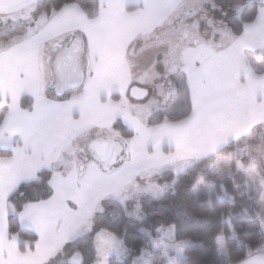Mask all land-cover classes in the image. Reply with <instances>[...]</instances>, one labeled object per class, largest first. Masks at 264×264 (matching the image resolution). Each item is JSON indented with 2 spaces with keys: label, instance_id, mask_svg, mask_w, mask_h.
Instances as JSON below:
<instances>
[{
  "label": "snow or ice",
  "instance_id": "1",
  "mask_svg": "<svg viewBox=\"0 0 264 264\" xmlns=\"http://www.w3.org/2000/svg\"><path fill=\"white\" fill-rule=\"evenodd\" d=\"M217 213L264 264V0H0V264H183Z\"/></svg>",
  "mask_w": 264,
  "mask_h": 264
},
{
  "label": "trees",
  "instance_id": "2",
  "mask_svg": "<svg viewBox=\"0 0 264 264\" xmlns=\"http://www.w3.org/2000/svg\"><path fill=\"white\" fill-rule=\"evenodd\" d=\"M220 1H226V0H220ZM184 186H185L184 184H179L177 186V194H179L180 189ZM228 187L231 188L230 182H228ZM36 190L38 191V188ZM32 195H33V188H28L25 190V197H21L19 198V200L22 201L24 199L30 198ZM174 199L175 197L170 195V199H169L168 206H167L168 208L170 206V201ZM217 207L219 208V205H217ZM195 217L196 216H194V219L191 223L192 226L183 233L186 235H191L194 240L193 246L188 249V259L185 260L183 264H219L218 259L215 257L214 245L212 242V237H213L212 229L220 226L218 213L217 215L213 217L212 222L210 224H205L204 218L198 217L199 218L198 221H200V223L198 222V225L202 223L204 224V226L199 229L193 228L197 225V221ZM144 223L147 224V219L144 221ZM124 224L129 225L130 231H131V226L134 225V224H131L130 222L124 221V222L118 223L117 230H121ZM18 226H19L18 220L10 216L9 217L10 231H16ZM240 231H241V235L243 236L247 230L241 229ZM21 235H23L25 239L29 237H31L32 239H36L35 234L29 230L22 232ZM135 235L137 237L136 244L137 245L141 244L144 238L138 232L135 233ZM201 240H203V244L200 243ZM231 243L233 247L236 246L235 241Z\"/></svg>",
  "mask_w": 264,
  "mask_h": 264
},
{
  "label": "rangeland",
  "instance_id": "3",
  "mask_svg": "<svg viewBox=\"0 0 264 264\" xmlns=\"http://www.w3.org/2000/svg\"><path fill=\"white\" fill-rule=\"evenodd\" d=\"M225 2L226 1L217 0V3L221 4V6H225ZM216 15H217V18H219V14L217 13ZM170 178L171 177H169V179ZM179 184H184L185 186H187V187L190 188L191 187V184H192V180H190L187 176H181L180 179H179L178 185ZM168 195H169V199H170L171 193H169ZM169 199L168 200H165V201H153L151 204H148L147 202L144 203V207H145V211L146 212H148V213H155L156 214L154 216H149L147 218V224L154 225L157 220L163 218L162 216H160V213L164 212L165 214H167V209H168L167 206H168ZM109 211L110 212H115V213L121 215V217H122L121 222L126 221V222H130L131 224H135L136 223V221H134V220H132L130 218L123 217L122 209H121V207H120L119 204H115V205L110 206L109 207ZM193 219H194V217L191 220L187 221L186 226H184V227L181 228L182 234L188 228H190L192 226L191 223H192ZM195 219L197 221V225L195 227H193V228L194 229L202 228L204 226V224L202 223V224H199L198 225V222L200 223V221H198L199 218L196 216ZM121 222H119V223H121ZM117 225H118V223L115 224V225H113V226L117 228Z\"/></svg>",
  "mask_w": 264,
  "mask_h": 264
},
{
  "label": "crops",
  "instance_id": "4",
  "mask_svg": "<svg viewBox=\"0 0 264 264\" xmlns=\"http://www.w3.org/2000/svg\"><path fill=\"white\" fill-rule=\"evenodd\" d=\"M29 231H31V230H29ZM32 233H34L33 231H31ZM35 234V233H34ZM35 236H36V234H35ZM37 238V237H36Z\"/></svg>",
  "mask_w": 264,
  "mask_h": 264
}]
</instances>
